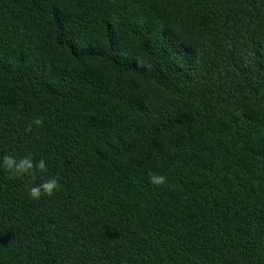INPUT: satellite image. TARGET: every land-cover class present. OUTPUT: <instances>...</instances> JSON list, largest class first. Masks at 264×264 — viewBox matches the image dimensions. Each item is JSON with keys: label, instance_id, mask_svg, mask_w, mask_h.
Here are the masks:
<instances>
[{"label": "trees", "instance_id": "1", "mask_svg": "<svg viewBox=\"0 0 264 264\" xmlns=\"http://www.w3.org/2000/svg\"><path fill=\"white\" fill-rule=\"evenodd\" d=\"M6 154L0 264H264V0H0Z\"/></svg>", "mask_w": 264, "mask_h": 264}, {"label": "clouds", "instance_id": "2", "mask_svg": "<svg viewBox=\"0 0 264 264\" xmlns=\"http://www.w3.org/2000/svg\"><path fill=\"white\" fill-rule=\"evenodd\" d=\"M33 125L42 126L43 120L35 118L29 123L25 132H31ZM0 166H2L8 173L10 179H16L26 175H34L37 172H45L47 170L46 161L43 159L34 160L31 154L17 158L14 155H4L0 157ZM165 182L164 176H151V183L161 185ZM60 187L58 180L55 177L46 179L44 182L31 186L28 189V195L34 200H38L41 195L51 196L54 191Z\"/></svg>", "mask_w": 264, "mask_h": 264}]
</instances>
